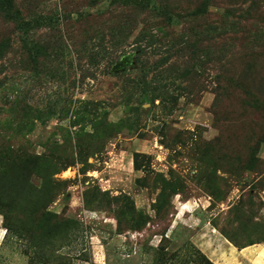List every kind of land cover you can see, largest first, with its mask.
<instances>
[{
  "label": "rangeland",
  "instance_id": "374dc122",
  "mask_svg": "<svg viewBox=\"0 0 264 264\" xmlns=\"http://www.w3.org/2000/svg\"><path fill=\"white\" fill-rule=\"evenodd\" d=\"M154 1L128 0L122 30L110 0H16L54 21L0 20V116L30 110L1 163L75 158L0 174V264H216L207 228L264 243V0Z\"/></svg>",
  "mask_w": 264,
  "mask_h": 264
},
{
  "label": "trees",
  "instance_id": "16d2710c",
  "mask_svg": "<svg viewBox=\"0 0 264 264\" xmlns=\"http://www.w3.org/2000/svg\"><path fill=\"white\" fill-rule=\"evenodd\" d=\"M96 2H101L102 0H95ZM164 2H166L167 6H170V4H172V0H163ZM110 3L112 5H116L118 7H116V9H119V13H117L116 15L118 16V19L116 20V25L111 24V28L114 29H120L122 30L124 27H127L126 22L124 20V10L121 9V7L125 6L128 3V0H110ZM148 4H152L153 8H157V2H155L154 0H147ZM0 20L2 22H6V23H11V24H15V26L17 25L20 28L23 29H27L31 23L36 24L37 26H41V25H48L49 23H51L52 21H54V18L51 17L50 15H44L42 13H39L37 15L34 16V18H31L29 16H25V14L23 13L22 8L16 3V0H0ZM35 26V27H37ZM217 27H214L213 25H209L208 26V31H214ZM126 30V29H125ZM154 35V34H152ZM155 36V35H154ZM44 46H46L44 44ZM46 50V48H45ZM13 51V40L11 38V36H4L0 39V59L3 58L4 56H6L8 53H11ZM0 66H2V68L4 67V64H1ZM128 68V67H127ZM126 69V68H125ZM14 104V103H13ZM12 104V106H13ZM12 106L10 107V109L7 110V112L9 113V115L7 116H0V136L2 135L1 133L3 132H11V133H17L20 132L24 129V126L29 122V107L26 106H21L19 109L21 110V114L20 116H18L17 119L11 117L13 114V108ZM18 109V110H19ZM17 110V112H18ZM2 114V112H0V115ZM15 122H17L18 124H15ZM2 156L0 155V174L2 175H9V172L11 169H14L16 171V173H21V174H25L23 172V169L26 168L28 166L29 163H32V160L34 159H39L42 160L45 164L43 168V171L46 173V177L51 176L53 173L57 172L59 169L72 164L74 162L75 158H69L67 157H60L58 160L53 161L51 159V157L49 155H37V154H24L20 159H24L22 163H20L19 165L16 166H10V165H6V164H2L1 160H2ZM66 159V160H64ZM82 161H84L85 165H86V160L85 158H82ZM13 178H11L9 176V180H11ZM6 200L8 202H6ZM51 201V199H50ZM0 205L2 207H4L5 209H7L10 212H12V210H14V206L13 204H10V198H7V195H5V198H1L0 197ZM41 213H45V212H41ZM252 244V243H250ZM243 247V246H242Z\"/></svg>",
  "mask_w": 264,
  "mask_h": 264
},
{
  "label": "crops",
  "instance_id": "0c3cea01",
  "mask_svg": "<svg viewBox=\"0 0 264 264\" xmlns=\"http://www.w3.org/2000/svg\"><path fill=\"white\" fill-rule=\"evenodd\" d=\"M206 229L199 235L201 248L216 264H264V243H253L237 247L220 232L212 234ZM205 236V237H203Z\"/></svg>",
  "mask_w": 264,
  "mask_h": 264
},
{
  "label": "water",
  "instance_id": "95a60500",
  "mask_svg": "<svg viewBox=\"0 0 264 264\" xmlns=\"http://www.w3.org/2000/svg\"><path fill=\"white\" fill-rule=\"evenodd\" d=\"M134 60H135L134 53L126 54V55L122 56L121 59L117 60L112 65V70L113 71H119V70H123V69H125L127 67H130V66L133 65Z\"/></svg>",
  "mask_w": 264,
  "mask_h": 264
},
{
  "label": "bare ground",
  "instance_id": "6f19581e",
  "mask_svg": "<svg viewBox=\"0 0 264 264\" xmlns=\"http://www.w3.org/2000/svg\"><path fill=\"white\" fill-rule=\"evenodd\" d=\"M179 209H180V208H179ZM181 209L185 210V208H184V203L181 204ZM212 231H213L214 234H218V235H219V232L217 231V229L213 228Z\"/></svg>",
  "mask_w": 264,
  "mask_h": 264
}]
</instances>
